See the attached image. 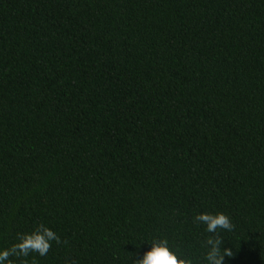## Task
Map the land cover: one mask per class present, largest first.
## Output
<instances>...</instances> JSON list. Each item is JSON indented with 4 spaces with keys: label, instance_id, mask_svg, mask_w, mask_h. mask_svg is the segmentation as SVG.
Segmentation results:
<instances>
[{
    "label": "trees",
    "instance_id": "trees-1",
    "mask_svg": "<svg viewBox=\"0 0 264 264\" xmlns=\"http://www.w3.org/2000/svg\"><path fill=\"white\" fill-rule=\"evenodd\" d=\"M201 212L225 264H264V0H0V248L205 264Z\"/></svg>",
    "mask_w": 264,
    "mask_h": 264
},
{
    "label": "clouds",
    "instance_id": "clouds-1",
    "mask_svg": "<svg viewBox=\"0 0 264 264\" xmlns=\"http://www.w3.org/2000/svg\"><path fill=\"white\" fill-rule=\"evenodd\" d=\"M193 223L204 226L205 232L210 234L203 241V247L206 249L205 264H225L226 257H233V251L223 247V236L220 235L221 232H230L234 229L227 214L201 212L194 216ZM53 241L61 242L60 237L48 228H45L43 233H18L17 243L10 248H0V264H9V257H14L19 264H28L27 258L32 253L45 256ZM147 242L150 249L141 259L136 260L137 264H193L190 256L173 249L166 238H153ZM32 264H36L35 259L32 260Z\"/></svg>",
    "mask_w": 264,
    "mask_h": 264
}]
</instances>
